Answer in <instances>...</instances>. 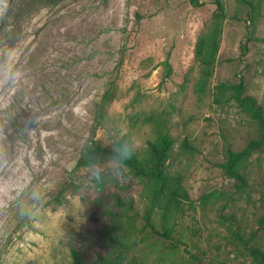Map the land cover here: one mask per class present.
Instances as JSON below:
<instances>
[{
    "label": "rangeland",
    "instance_id": "rangeland-1",
    "mask_svg": "<svg viewBox=\"0 0 264 264\" xmlns=\"http://www.w3.org/2000/svg\"><path fill=\"white\" fill-rule=\"evenodd\" d=\"M215 1L0 0V264H95L112 238L119 264H256L264 144L244 182L220 163L258 137L229 85L264 112V0ZM159 131L176 205L116 161L76 165L91 140L145 155Z\"/></svg>",
    "mask_w": 264,
    "mask_h": 264
},
{
    "label": "trees",
    "instance_id": "trees-1",
    "mask_svg": "<svg viewBox=\"0 0 264 264\" xmlns=\"http://www.w3.org/2000/svg\"><path fill=\"white\" fill-rule=\"evenodd\" d=\"M191 1L197 2V0ZM239 1L252 5V0ZM215 3L216 16H225L224 9L219 1L216 0ZM216 48V38H213L207 57L204 59L201 57L206 65L212 64ZM198 55L202 56L201 51H198ZM229 86L233 89V97L237 105L258 124V137L251 139L239 150L227 149L225 159L220 163L226 175L244 182L245 177L243 173H239V166L252 151L259 149L264 144V112L255 97L245 93L242 81ZM173 142V138L168 133L159 131L155 139L147 141L146 154L140 155L138 151L132 150L123 144L106 146L96 140H91L90 144L80 151L76 165L86 167L107 159L116 161L127 167L135 176L148 182L147 194L152 204H155V201L162 196H167L169 203L176 205L180 202L181 197L187 198V193L181 183V175L178 173L171 174L167 169L166 161ZM121 153H127L128 155L121 158ZM258 225L264 227V206L258 219ZM112 243L116 245L117 249L107 255L98 253L95 264H119L125 258L128 243L117 238H112ZM248 251L256 264H264V249L256 245H249ZM70 254L71 264H84L81 255L76 250L72 249ZM129 264L146 263L131 262Z\"/></svg>",
    "mask_w": 264,
    "mask_h": 264
},
{
    "label": "clouds",
    "instance_id": "clouds-1",
    "mask_svg": "<svg viewBox=\"0 0 264 264\" xmlns=\"http://www.w3.org/2000/svg\"><path fill=\"white\" fill-rule=\"evenodd\" d=\"M128 154L127 153H121L120 156L121 158H125Z\"/></svg>",
    "mask_w": 264,
    "mask_h": 264
}]
</instances>
